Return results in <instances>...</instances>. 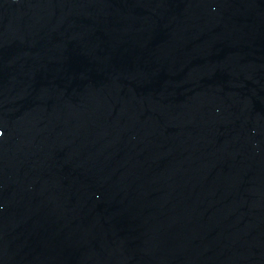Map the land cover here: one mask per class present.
<instances>
[{
    "label": "water",
    "instance_id": "water-1",
    "mask_svg": "<svg viewBox=\"0 0 264 264\" xmlns=\"http://www.w3.org/2000/svg\"><path fill=\"white\" fill-rule=\"evenodd\" d=\"M0 264H264V0H0Z\"/></svg>",
    "mask_w": 264,
    "mask_h": 264
}]
</instances>
